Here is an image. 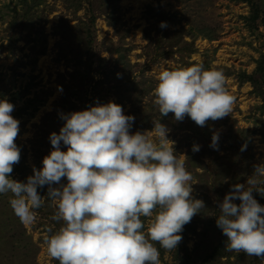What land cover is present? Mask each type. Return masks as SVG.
<instances>
[{"label": "rangeland", "instance_id": "obj_1", "mask_svg": "<svg viewBox=\"0 0 264 264\" xmlns=\"http://www.w3.org/2000/svg\"><path fill=\"white\" fill-rule=\"evenodd\" d=\"M252 1L261 11L257 22L248 0H0V100L14 105L11 115L20 122L16 144L21 159L10 178L26 183L34 168H43V159L54 150L51 134H59L66 123L62 114L113 102L125 115L143 110L151 124L140 132L152 131L153 121L163 120L152 96L159 73L202 65L224 73L235 102L228 116L209 120L219 127V158L203 159L211 167L204 179L190 182L192 197L221 200L211 191L220 184L250 187L253 166L264 163V98L252 83L261 79L264 63V0ZM91 55L94 64L87 66ZM173 115L169 119L174 122ZM187 129L191 131H168L169 146L184 165L186 154L198 155L210 139ZM194 145L200 146L198 152H193ZM61 150L67 151L63 142ZM198 172L203 173L200 168ZM61 183L66 185L67 179ZM47 192V185L38 188L41 197ZM253 196L264 198L256 191ZM11 197L0 194V264H59L43 243L61 227L52 219L49 202L25 226L10 206ZM210 217L209 212L195 215L172 251L155 244L161 264H181L197 243L208 253L218 246L217 237H200ZM252 257V264H264ZM226 261L210 258L205 264Z\"/></svg>", "mask_w": 264, "mask_h": 264}, {"label": "clouds", "instance_id": "obj_2", "mask_svg": "<svg viewBox=\"0 0 264 264\" xmlns=\"http://www.w3.org/2000/svg\"><path fill=\"white\" fill-rule=\"evenodd\" d=\"M157 80L153 103L161 116L173 113L176 121L187 116L204 127L228 116L235 102L224 73L202 65L163 70ZM13 111L12 103L0 100V194H12L10 206L25 226L49 202L52 219L61 227L43 243L59 264H161L155 244L176 249L184 226L205 208L203 200L192 197L193 177L169 146L168 128L154 120L152 131L130 134L135 117L113 102L62 114L66 123L59 134H51L54 150L43 159V168H34L26 183L11 179L21 159L20 122ZM218 139L214 134L210 147L218 150ZM199 150L193 146V152ZM253 168L250 187L233 185L219 204L216 224L227 237L226 251L264 260V206L253 196L264 191L253 190L264 184V163ZM46 185L44 198L38 188Z\"/></svg>", "mask_w": 264, "mask_h": 264}, {"label": "trees", "instance_id": "obj_3", "mask_svg": "<svg viewBox=\"0 0 264 264\" xmlns=\"http://www.w3.org/2000/svg\"><path fill=\"white\" fill-rule=\"evenodd\" d=\"M245 1V0H243ZM249 3H251V7H252V19L254 22H257V20H260V10L258 8L257 5H255L253 3L252 0H248ZM262 24L264 26V17H262ZM183 41V40H182ZM185 41V40H184ZM186 45H188V43H186ZM91 48V47H90ZM90 48H88L87 52L89 50H91ZM94 58L93 55H91L90 62L87 63V66H91L92 63L94 64ZM89 60V59H88ZM102 62H105L104 59H101ZM262 61H264V58L262 59ZM261 66V70H262V76L261 79L257 80L254 79V81L252 82L255 88H258L259 94L263 96L264 98V86L261 85V83H264V63L260 64ZM123 84V83H122ZM133 102V101H132ZM141 113V116L137 117L136 113ZM138 112L135 110L130 111L127 115L128 116H134L135 117V121L130 129V134H135L136 132H140L141 130L145 129L146 127L150 126L151 123H147L146 120H150L151 117L149 115H145L143 116V110H138ZM173 115V113H169L167 116H162V121L161 123L164 124L167 128L168 131L174 132V133H178L182 130H189L188 128H191L192 130L196 131V133H198V135L200 137H204L205 136H209L210 139H208L206 145L204 146L203 150L197 155H192V152H188L186 154V161H185V168L186 170L191 173L192 177H201L204 179V177H206L207 173H209V169L211 166L206 165L205 162L203 161V159L206 156L209 157H215V158H219L218 156V152L216 149H214L213 147H210V145L212 144V137L213 135H217L218 137H221V135H219V127L213 125V122L208 121L206 123V125L204 127H200L197 124H195L194 121H192L190 119V117H185V119L187 120H183V121H176L174 120V122L172 120L169 119V117ZM174 116V115H173ZM175 118V117H174ZM171 122V123H170ZM188 124V125H186ZM210 125V126H209ZM211 136V137H210ZM184 139H187L186 137ZM230 141H232L230 139ZM181 145L186 146L187 143H185V141H181ZM188 146V145H187ZM231 148V145H230ZM192 153V154H191ZM234 155L238 154L237 152L233 153ZM177 155V154H176ZM178 156V155H177ZM215 159H213L214 161ZM200 168V170L203 171V173H199L198 169ZM219 173H217V178L215 179L216 181L219 180ZM215 178V177H214ZM237 183H234V185H236ZM217 188L215 189H211V191L213 192V194L215 195V197H219L221 200L215 199V200H211L209 199L207 196H204V204H205V208L201 210V214L202 212H204L205 214H207L208 212L210 213L211 217L208 219L207 221V228L202 232V234L200 235V237H217L220 241L219 245L214 247L212 249V251L210 253H208L209 251L205 250L200 243H197L195 248L192 250V252L189 254V256L183 260V262L181 264H196V260L200 261V264H205V261L207 259H215L217 261L222 260L223 258H226L227 261L225 262V264H252L251 262L253 261V257L252 256H248L247 254L240 252L238 254H236L235 252H228L225 250V246H226V242H227V237L223 235L222 230L220 228L217 227L216 224V219L217 217L220 215L219 212V204L223 202L225 196L227 194H229V192L232 190L231 187H233V184L230 185L229 184H225V186L222 184L216 186ZM214 188V187H213ZM259 189H264V184L263 186H259ZM210 191V192H211ZM223 193V194H222ZM261 195H264V191H260V193L258 192V197L261 198ZM234 203H236L237 205L239 203H241V201L239 200H234ZM261 206H264V198L263 199H259V201H257ZM210 209V211H209ZM208 211V212H207ZM19 242L21 243V245L23 247L26 246L25 242H23L22 240H19ZM232 257H236L235 261H231L230 259ZM258 259H260V261L262 260L260 257H258ZM199 264V263H197ZM254 264V263H253Z\"/></svg>", "mask_w": 264, "mask_h": 264}]
</instances>
